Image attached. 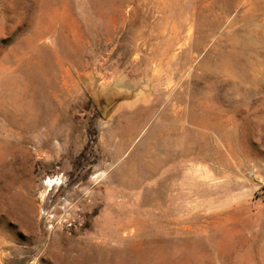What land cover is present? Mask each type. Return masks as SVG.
Masks as SVG:
<instances>
[{
  "label": "rangeland",
  "instance_id": "1",
  "mask_svg": "<svg viewBox=\"0 0 264 264\" xmlns=\"http://www.w3.org/2000/svg\"><path fill=\"white\" fill-rule=\"evenodd\" d=\"M0 223V264H264V0H0Z\"/></svg>",
  "mask_w": 264,
  "mask_h": 264
},
{
  "label": "bare ground",
  "instance_id": "2",
  "mask_svg": "<svg viewBox=\"0 0 264 264\" xmlns=\"http://www.w3.org/2000/svg\"><path fill=\"white\" fill-rule=\"evenodd\" d=\"M45 143L46 142H44L43 144H45ZM37 146H38V149H40V145H37ZM5 165H6V162H4V165H2V167L6 168ZM47 179L48 180H47V182L45 184H48V185L55 184V180H53L52 178H47ZM4 230H5V226L2 223H0V235L4 234V232H5Z\"/></svg>",
  "mask_w": 264,
  "mask_h": 264
}]
</instances>
